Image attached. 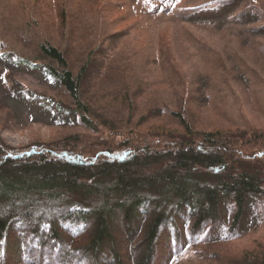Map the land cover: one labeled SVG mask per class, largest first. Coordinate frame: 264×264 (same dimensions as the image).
<instances>
[{
  "label": "trees",
  "instance_id": "trees-1",
  "mask_svg": "<svg viewBox=\"0 0 264 264\" xmlns=\"http://www.w3.org/2000/svg\"><path fill=\"white\" fill-rule=\"evenodd\" d=\"M253 3L243 9L253 11L257 20ZM74 39L72 35L65 50L52 42L41 45L42 63L13 60L38 69L48 84L68 97L60 96L56 102L22 92L66 114L65 126H82L93 133L111 126V134L95 140L91 157L86 149L79 151L85 143L78 140L79 135L19 151L0 138V264H15L17 257L21 264H104V254L111 264H179L191 249H212L264 227L263 208L255 210L254 228L241 229L251 201L258 208L264 205V150L253 151V143L264 140V135L255 129L252 133L225 128L199 131L186 113H167L155 117L176 122L180 130L160 132L158 140L147 145L134 140L118 143L115 134L129 139L134 133L119 131L115 109L110 115L111 107H105L102 115L100 90H104L91 74L93 65L97 67V48L88 51V60L77 71L72 58ZM123 89L127 98L130 87ZM137 89L141 92V85ZM109 95L120 97L122 92L116 88ZM117 109V114L123 110ZM37 147L48 152H37ZM62 147L66 149L59 152ZM21 226L26 231L10 236ZM58 226L68 230L61 232ZM119 229L129 231L130 242H136L134 256L138 254L131 263L117 248ZM65 232L81 234L78 243L61 242ZM262 238L222 264H264V233ZM219 256L208 253L205 263L213 264V259L220 263Z\"/></svg>",
  "mask_w": 264,
  "mask_h": 264
},
{
  "label": "rangeland",
  "instance_id": "rangeland-1",
  "mask_svg": "<svg viewBox=\"0 0 264 264\" xmlns=\"http://www.w3.org/2000/svg\"><path fill=\"white\" fill-rule=\"evenodd\" d=\"M248 2H254L257 20L253 11L243 9ZM230 9L232 13H228ZM72 35L75 70L88 60V51L97 48V67L93 65L91 74L104 90H100L102 115L105 107H111L110 115L115 109L119 131L134 133L129 139L115 134L118 143L134 140V144L147 145L165 130L179 129L173 120L155 117L167 113H186L199 131L225 128L252 133L255 129L264 135V0H0V138L12 149L53 144L74 134L85 142L79 151L84 148L91 157L95 140L111 134V126L102 127L99 133L65 126L69 121L66 114L22 92L56 102L60 96L68 97L48 84L38 69L16 65L13 60L29 58L42 63L41 45L52 42L65 50ZM139 85L141 92H137ZM128 87L126 98L123 88ZM116 88L122 96L111 97ZM117 107L123 108L118 114ZM36 150L48 152L45 147ZM254 150H264V140H256ZM263 208L251 201L243 231L254 228L255 210ZM58 227L61 232L68 230ZM119 230L117 248L123 249L131 263L138 254L134 256L136 242H130L129 231ZM23 231L26 228L21 226L9 233L15 236ZM263 233L264 227L212 249H191L179 264H206L208 253L220 254V263L213 259V264L229 262L260 243ZM66 234L61 242L69 244L78 243L81 236ZM107 256L104 254L102 263L111 264ZM14 262L22 263L19 257Z\"/></svg>",
  "mask_w": 264,
  "mask_h": 264
},
{
  "label": "bare ground",
  "instance_id": "bare-ground-1",
  "mask_svg": "<svg viewBox=\"0 0 264 264\" xmlns=\"http://www.w3.org/2000/svg\"><path fill=\"white\" fill-rule=\"evenodd\" d=\"M54 251V250H53Z\"/></svg>",
  "mask_w": 264,
  "mask_h": 264
}]
</instances>
